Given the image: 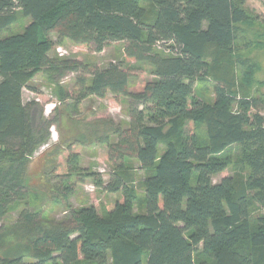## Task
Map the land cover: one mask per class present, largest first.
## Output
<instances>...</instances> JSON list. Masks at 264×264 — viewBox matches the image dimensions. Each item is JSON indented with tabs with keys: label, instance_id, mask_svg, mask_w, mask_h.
<instances>
[{
	"label": "trees",
	"instance_id": "trees-1",
	"mask_svg": "<svg viewBox=\"0 0 264 264\" xmlns=\"http://www.w3.org/2000/svg\"><path fill=\"white\" fill-rule=\"evenodd\" d=\"M20 18L29 25L10 32ZM255 20L247 0H0V264H264V93L250 92L255 65L240 46ZM65 40L95 53L123 43L125 55L104 67L51 55ZM135 71L152 79L130 91ZM42 72L75 75V98L59 89L74 113L109 94L128 106L118 124L66 115L65 172L53 157L61 150L44 166L63 219L28 200L31 157L54 125L36 124L23 104ZM210 80L207 101L195 89ZM90 145L107 149V182L73 150ZM88 180L122 200L74 206Z\"/></svg>",
	"mask_w": 264,
	"mask_h": 264
},
{
	"label": "rangeland",
	"instance_id": "rangeland-1",
	"mask_svg": "<svg viewBox=\"0 0 264 264\" xmlns=\"http://www.w3.org/2000/svg\"><path fill=\"white\" fill-rule=\"evenodd\" d=\"M247 6L256 20L251 25L244 26L245 34L242 35L240 46L244 48L242 52L250 59L251 65H255L250 92L252 94H263L264 0H247ZM29 23V19L20 18L10 32H22ZM52 38L56 40V35ZM246 44L248 45L246 46ZM59 49H61V54L64 58H71L79 61L94 59L101 67H104L110 62L117 61L125 55L123 43L111 44L102 53H95L91 47L77 45L69 40H65L62 45L55 47L51 55H59ZM74 79L75 75L71 73L63 78H50L49 74L46 72L39 73L28 83L29 87L24 89L22 97L23 104H31V114L36 124L39 123L41 118L45 121H54V125L49 129L50 136L48 140L40 146L31 157V166L28 173V185L31 194L28 200H30L32 206L42 208L48 216L56 219H63L66 214L59 206L54 205L50 200L51 198H49L52 194L46 189L44 166L45 164L47 165V160L50 159L49 157H51L53 152L61 150L58 156H52L57 159L60 165L58 174L65 172L66 160L69 152L66 151L64 141L73 132L71 124L67 120L68 114H72L75 119L85 120L86 122L93 121L97 118L112 119L117 124L129 122L127 113L128 106L125 103V99L122 97H115L112 94H109L104 99L90 97L84 100L79 106V111L74 113V101L69 99L67 102L63 103L60 100L61 95L59 94V89H63L67 91L71 97L75 98L77 94V85ZM151 79L152 77L148 72H133L130 80V91L139 90ZM195 91L197 96L207 101H212L214 98L213 82L211 80L206 83H198ZM73 150L81 154L80 163L83 168L99 172L103 175L104 181L107 182L109 180L108 173L110 171V165L106 160V147L101 145H90L86 147L76 146ZM235 170L236 169L233 167L228 168L225 172L217 175L215 181L220 182L223 177L234 175ZM143 179L144 173L139 172L137 175V183L140 194H143L141 185ZM52 183L56 184V179H54ZM116 196L122 200L121 194L109 195L104 193L98 189L93 182L88 180L77 186V191L75 195L71 197L70 202L74 206L94 204L98 208H101V206H106L113 202ZM22 208L23 206L20 205L11 209L5 218L4 224H13L17 218L18 212ZM261 212L264 213V210H261Z\"/></svg>",
	"mask_w": 264,
	"mask_h": 264
},
{
	"label": "built area",
	"instance_id": "built-area-1",
	"mask_svg": "<svg viewBox=\"0 0 264 264\" xmlns=\"http://www.w3.org/2000/svg\"><path fill=\"white\" fill-rule=\"evenodd\" d=\"M58 51L60 52L59 55H60V56H63V55L61 54V53H62V52H61V49H59Z\"/></svg>",
	"mask_w": 264,
	"mask_h": 264
}]
</instances>
